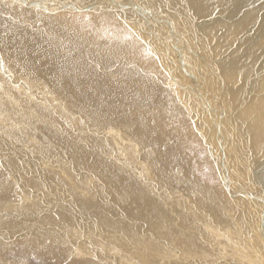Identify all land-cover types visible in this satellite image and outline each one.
<instances>
[{
    "label": "bare ground",
    "instance_id": "bare-ground-1",
    "mask_svg": "<svg viewBox=\"0 0 264 264\" xmlns=\"http://www.w3.org/2000/svg\"><path fill=\"white\" fill-rule=\"evenodd\" d=\"M62 1L58 8H39L41 19L67 30L57 34V40L39 41L33 52L24 45L36 38L31 32L10 39L0 33V40L42 59L43 75L47 76L46 71L56 75V92L60 93L62 87L67 91L65 96L72 94L74 102L83 105L79 109L93 116L92 122L109 119L102 130L112 131L118 126L114 130L119 133L121 148L130 160L133 157L137 173L154 191L128 175L132 160L126 158L131 163L126 167L111 159L113 155L110 158L108 151L105 162L98 158L94 169L106 173L115 166L112 172L119 175L117 182L123 197L118 196V200L129 201L122 210L147 225H153L158 218L180 219L181 223L172 229L181 239L179 243L163 242L173 249L182 248L185 242L192 246L185 250L191 257L214 260L231 245L235 249L229 250L236 251L235 257L243 260L240 264H264V0ZM87 5L90 9L81 12L85 9L80 7ZM218 9L221 12L210 19ZM148 15L157 16L150 23L145 18ZM156 18L166 24H155ZM0 19H5L4 10ZM251 22L253 25L247 29ZM139 45L150 63L142 62ZM0 64L4 70L1 58ZM2 80L8 82L3 77ZM41 93L47 98L52 94L46 89ZM38 96L29 98L36 100ZM14 107L19 105L15 103ZM11 108L10 105L8 109ZM12 110L14 117L26 113ZM36 114L34 128L36 123L55 128ZM55 132L52 139L65 145L73 143L65 139L67 135ZM138 143L151 147L153 155V149L158 151L153 162L155 170L141 160ZM93 144L98 146L97 141ZM84 151V157L94 163L90 157L96 155L95 151ZM210 166L215 167L220 190L202 183L195 175ZM0 176L2 187L7 174ZM192 195L195 199H191ZM193 200L204 210L192 208ZM48 205L41 211L60 209V200L55 206ZM106 222L128 235L138 230L137 225L126 224L121 218H108ZM220 222L225 225L221 227ZM165 223L159 230L170 229L171 221ZM96 231L99 234L103 230L97 226ZM147 236L152 241L151 250L157 253L160 240ZM193 236L198 241H193ZM120 237L122 254L130 252L135 257L138 249ZM179 254L176 260L192 264L182 252ZM163 262L170 264L165 258Z\"/></svg>",
    "mask_w": 264,
    "mask_h": 264
},
{
    "label": "rangeland",
    "instance_id": "rangeland-1",
    "mask_svg": "<svg viewBox=\"0 0 264 264\" xmlns=\"http://www.w3.org/2000/svg\"><path fill=\"white\" fill-rule=\"evenodd\" d=\"M61 4H63L62 0H0V12L5 11V19H0V33L8 39L20 38L22 32L33 33L36 38L24 44L33 52L32 49L39 41L44 39H48L44 41L46 43L50 40L55 41L57 34L67 31L62 25L53 26L39 17L42 15L40 7L46 5L49 8H58ZM80 8L85 9L80 10L81 12L90 9L88 5ZM220 12L221 9H218L210 19ZM150 16L145 18H148L151 23L157 15ZM156 19L155 24H166L162 18ZM166 20L168 24L169 18ZM252 25L253 22L249 23L247 29ZM243 37H247V35ZM79 47L81 46L79 45ZM139 47L140 45L137 48ZM139 50L142 62L150 63L145 49L140 47ZM0 58L2 65H6L4 71L0 64V168H2L0 175L7 174L3 181L4 185L0 187V264H134V262L136 264H165V262L162 263L163 258L167 259L170 264H182L175 259L180 256V252L192 264H201L202 261H204L202 264L243 263L242 258L235 257L236 251L232 253L229 250L235 249V246L230 247L231 245L228 246L229 249L227 248L225 253L219 252L216 259H209L211 262L208 259L207 262L202 260L200 256L191 257V253H187L185 250L192 246H187L185 242L184 245H180L182 248L173 249L170 247L171 241L179 243L178 241L181 240L177 235H174L175 231L172 230L173 226L176 224L178 226L181 223L178 218L179 223L176 218L169 220V217H165L164 219L158 218L159 221H154L153 225H147V223L135 219L132 214L123 211L122 207L127 206L129 201L127 196H124L126 199L118 200V196L122 197V193L117 182L119 175L112 172L115 166L106 173H100L94 169L98 158L105 162L104 157L108 151L107 154H110V158L113 155L111 159L119 160L118 164L120 162L129 167V164L132 163V168L127 169L128 175L148 186L151 192L154 193V191L142 175L137 173L133 157H131V161L126 150L121 148L119 133L116 134V130H114L118 126H114L112 131L102 130L108 125L106 120L109 119L102 118L98 122H92L93 116L83 113L84 110L79 109L83 105L76 104L72 94L68 93L65 96L64 93L67 91L62 87L59 88L60 93L56 92L55 87H58L54 80L56 75H49L52 73L51 71L45 72L47 76L43 75L42 70L45 68L40 66L42 59L37 58L33 53L25 50L18 51L15 45L0 40ZM166 76L162 77L166 78ZM2 77L8 82L2 80ZM45 89L52 92V94H47L50 95L48 98L41 93ZM178 89L183 90L179 86ZM37 95L40 99L38 97L36 100L35 97L29 98ZM41 95H43L42 99ZM49 98L52 100H48ZM42 101L45 103L40 104ZM15 103L20 108L14 107ZM10 105L13 109L18 110V113H26L14 117L10 113L12 108L8 109ZM33 113L40 115V119L48 124H53L55 128L48 125L42 127L37 123V127L35 126L37 129L34 128L35 114ZM45 127L48 128L45 129ZM54 131L67 135L65 139H71L73 143L65 145L52 139ZM191 133L198 137L193 129H191ZM99 137H102V140ZM8 140L11 143L6 145L4 142ZM93 141H97L98 146L94 144L91 146ZM198 144L200 145V143ZM115 147L126 154L118 152ZM139 148L143 163L155 170L153 162L158 151L153 149L155 154L153 155L151 147L139 144ZM84 150L95 151L96 155L90 157L94 163L84 157ZM147 150L149 151L145 154ZM133 151L137 152V149H133ZM2 156L5 157L2 158ZM1 159H3L2 162ZM210 168H205L207 171L195 175L198 180L203 181L202 183L209 184L219 190L222 189L221 185L219 186L220 181L215 167L210 166ZM0 180L2 181L1 176ZM191 199H195V196L192 195ZM59 200V212L58 209L50 212L41 211L48 204L49 207L55 206ZM191 207L204 210L195 200L192 201ZM108 218L115 220L121 218V221H125L126 224L137 225L138 230L133 235L125 234L121 232V228H111L106 222ZM167 221H171L170 229L159 230L163 227L162 225H166ZM220 223L221 227L225 225V223ZM97 226L103 230L99 234L96 231ZM195 234L198 238L197 233ZM120 235L123 241L132 243L138 249L135 257H132L130 252L122 254L119 244ZM147 235H153L160 240L159 249H156L157 253L151 250L152 241ZM194 237L192 240L198 241ZM163 240L169 244L165 246ZM246 245L250 247L248 239ZM255 246L260 248V246ZM211 249L215 248L212 246ZM260 251L263 252L262 249ZM145 257L147 262L144 261Z\"/></svg>",
    "mask_w": 264,
    "mask_h": 264
}]
</instances>
